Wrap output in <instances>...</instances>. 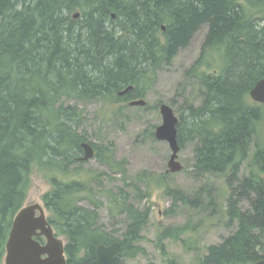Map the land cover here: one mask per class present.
<instances>
[{
  "label": "trees",
  "instance_id": "16d2710c",
  "mask_svg": "<svg viewBox=\"0 0 264 264\" xmlns=\"http://www.w3.org/2000/svg\"><path fill=\"white\" fill-rule=\"evenodd\" d=\"M203 26L201 54L184 78L195 92L182 108L178 139L181 148L195 144L197 176L227 180L224 217L234 232L205 253L184 238L188 224L166 227L159 242L180 241L194 253L190 264L264 260V104L250 98L264 79V0H0V264L35 165L52 185L42 199L50 223L67 240L68 264H91L99 245L115 241L120 264L147 256L148 208L136 206L124 187L103 188L99 195L113 218L125 215L124 231L109 232L90 186L100 175L64 182L58 174L79 171L81 144L89 142L95 159L122 176L139 200L166 185V175L145 173L128 185L126 162L115 159L112 147L90 142L78 103L100 104L101 122L126 119L129 103L147 95ZM129 86L133 91L121 97ZM81 196L93 206L82 205ZM165 196L173 202L166 216L179 205L212 215L220 210L209 184L192 196L167 187Z\"/></svg>",
  "mask_w": 264,
  "mask_h": 264
},
{
  "label": "rangeland",
  "instance_id": "374dc122",
  "mask_svg": "<svg viewBox=\"0 0 264 264\" xmlns=\"http://www.w3.org/2000/svg\"><path fill=\"white\" fill-rule=\"evenodd\" d=\"M77 13V12H76ZM208 28L203 26L194 36L190 45L182 49L174 59L171 67L162 70L156 82L150 87L147 95L142 99L147 102L145 107H131L126 110L127 118L122 120L101 122L103 109L100 104L83 105L85 121L83 129L87 130L90 142H98L110 146L114 150L117 161L126 162V182L131 185L136 177L145 173L146 175H166L165 186L155 189L149 199L139 200L131 186H126L122 176L113 174L109 167L92 159L83 162L79 171H69L66 176L59 173L58 179L64 182L71 180L86 181L88 177L99 176L100 181L94 179L91 183L92 198L100 202V223L112 233H122L125 229V215L113 218L109 212L107 199L99 192L104 189L117 191L124 187L129 193L130 200L140 208H148L151 212L150 222L143 232V246L147 249V256L140 255L136 259L126 261V264H168L170 259L180 263L190 264L194 260V253L187 251L180 241L166 239L165 247L159 242V236L166 227H177L184 224L190 225V232L184 237L192 239L202 253L210 245L219 244L222 240L234 232V228L226 225L224 213L226 210V199L228 187L226 179L219 176H204L200 178L194 173L195 144L186 143L179 153V161L184 169L178 173H167L168 163L172 151L167 142L156 139L155 130L163 122L159 107L161 103L170 105L180 117L185 100L191 97L195 88L194 84L185 81L186 71L199 59L201 50L207 36ZM199 99L196 104H199ZM150 107L144 110L143 108ZM109 110V109H108ZM110 111V110H109ZM102 173V174H101ZM30 187L24 206L40 204L44 206L43 195L52 189L49 177L42 172L37 165L32 169L30 176ZM213 189L217 196L220 210L212 215L211 210L199 211L191 207L181 205L176 208V214L166 216L165 212L171 205L172 199L165 196V190L170 187L173 190H182L188 195H194L200 188L207 185ZM103 194V192L101 191ZM105 193V192H104ZM94 195V196H93ZM206 200V199H204ZM81 203L86 207L93 206L89 199L81 196ZM208 208V205H207ZM245 210L249 204H243ZM50 216L49 211H46ZM64 241L66 238L59 235ZM66 243V241H65ZM4 263V258L2 260Z\"/></svg>",
  "mask_w": 264,
  "mask_h": 264
},
{
  "label": "water",
  "instance_id": "95a60500",
  "mask_svg": "<svg viewBox=\"0 0 264 264\" xmlns=\"http://www.w3.org/2000/svg\"><path fill=\"white\" fill-rule=\"evenodd\" d=\"M75 18L80 14L76 13ZM163 31L166 30L163 26ZM134 86H129L120 92L121 97L133 91ZM250 98L257 104H264V79L260 80L250 91ZM147 102L143 99L131 101V107H145ZM162 124L155 130L157 140L167 142L172 151L167 173H178L184 169L179 161L181 146L178 139L179 117L175 110L168 104L162 103L159 107ZM84 155L82 162L95 159V149L89 142L81 144ZM40 216H36V212ZM37 235L47 238V244L41 245L34 239ZM121 244L116 241L109 246L99 245L96 249V259L91 264H120L118 252ZM46 256V257H45ZM45 257V258H44ZM5 264H68L65 254V243L55 237L54 230L49 224L45 210L40 204H33L22 208L14 218L13 226L6 244ZM256 264H264V260Z\"/></svg>",
  "mask_w": 264,
  "mask_h": 264
},
{
  "label": "flooded vegetation",
  "instance_id": "af4514ba",
  "mask_svg": "<svg viewBox=\"0 0 264 264\" xmlns=\"http://www.w3.org/2000/svg\"><path fill=\"white\" fill-rule=\"evenodd\" d=\"M81 159V158H80ZM43 208H44V210H45V213H46V211H48L47 210V208H46V206H45V204H44V206H43ZM36 216H40V212L39 211H37L36 212ZM46 217H47V220H48V222H49V224L52 226V228H53V230H54V234H55V237H57L58 239L60 238L59 237V232H58V230H56L54 227H53V225L50 223V221H49V217L47 216V213H46ZM15 218V217H14ZM14 221V220H13ZM12 226H13V224H12ZM11 229H12V227H11ZM10 232H11V230H10ZM9 235H10V233H9ZM9 238V237H8ZM34 239L36 240V241H38L41 245H46L47 244V238L45 237V236H43V235H37V236H35L34 237ZM61 239V238H60ZM63 240V239H62ZM8 241V240H7ZM64 241V240H63ZM65 241H66V243H65ZM64 241V243H65V247H66V244H67V240H65ZM116 242V241H115ZM6 244H7V242H6ZM113 244V243H112ZM106 246V245H105ZM109 246V245H108ZM65 254H66V252H65ZM5 256H6V252H5V255H4V261H5ZM118 256H119V252H118ZM46 257V256H45ZM44 257V258H45ZM66 257H67V254H66ZM67 261H68V257H67ZM93 262V261H92ZM5 263V262H4Z\"/></svg>",
  "mask_w": 264,
  "mask_h": 264
}]
</instances>
